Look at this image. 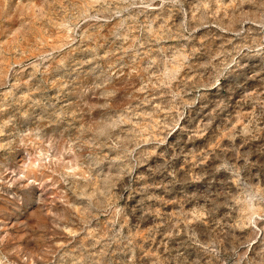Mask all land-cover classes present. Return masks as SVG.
I'll use <instances>...</instances> for the list:
<instances>
[{"label": "rangeland", "instance_id": "rangeland-1", "mask_svg": "<svg viewBox=\"0 0 264 264\" xmlns=\"http://www.w3.org/2000/svg\"><path fill=\"white\" fill-rule=\"evenodd\" d=\"M0 264H264V0H0Z\"/></svg>", "mask_w": 264, "mask_h": 264}]
</instances>
